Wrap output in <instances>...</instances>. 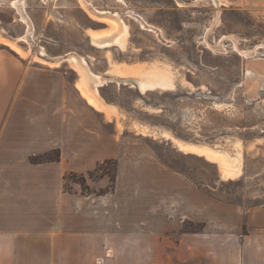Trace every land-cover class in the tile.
<instances>
[{"label": "rangeland", "instance_id": "374dc122", "mask_svg": "<svg viewBox=\"0 0 264 264\" xmlns=\"http://www.w3.org/2000/svg\"><path fill=\"white\" fill-rule=\"evenodd\" d=\"M17 1L0 0V39L17 43L30 60L83 56L103 71L105 53L108 63L145 62L153 66L148 71L164 69L172 79L173 87L145 94L127 79L105 87V98L118 103L127 124L143 133L125 129L122 135L130 141L123 146L135 153L147 149L153 157L147 162L138 156L110 158L87 173L67 171L62 191L100 197L113 192L118 176L138 186L143 178L153 181V174L143 171L154 161L195 186L186 201H211L208 212L197 206L189 213L181 206V191L180 208L152 213L145 227L139 222L143 191H126L130 218L116 222L110 237L67 226L68 246L84 242L89 247L69 253L68 264L237 263L239 255L208 252L201 245L210 240L206 233L222 230L215 216L225 212V205L264 211V0H256V6H243L241 0H220L219 6L212 0ZM83 1L126 24L124 47H94L85 28L113 25L104 15L91 17ZM40 158L36 163L59 160L56 151L35 157ZM223 162L240 168V174L227 176ZM205 220L210 221L206 230ZM211 224L217 226L208 232Z\"/></svg>", "mask_w": 264, "mask_h": 264}, {"label": "crops", "instance_id": "0c3cea01", "mask_svg": "<svg viewBox=\"0 0 264 264\" xmlns=\"http://www.w3.org/2000/svg\"><path fill=\"white\" fill-rule=\"evenodd\" d=\"M241 4L256 6V0H241ZM85 31L89 39V31L105 40L115 36L110 25L87 26ZM5 41L15 44L0 39V264H68L69 253L88 252L89 247L84 242L68 246L67 226L81 228L93 237H110L116 222L130 218L132 205L123 196L126 191H143L139 222L145 227L154 213H164L165 206L179 209L181 191L183 210L194 213L197 206H203V211L210 207L211 201H186L185 195L195 191V186L154 161L150 170L143 171L146 176L152 173L153 181L143 178L137 186L118 176L113 192L100 197L64 193L62 181L67 171L87 173L110 158L138 156L147 162L153 157L147 149L135 153L123 146L130 141L122 135L125 129L138 136L143 133L128 125L122 107L103 94L109 83L125 79L145 94L148 91L141 92L138 82L153 66L119 60L108 63L105 53L103 71L94 70L83 56L37 61L40 64L25 57L26 52L20 56ZM53 151L59 160L31 162ZM119 194L121 198L116 199ZM223 208L225 212L215 216L220 218L217 222L222 223V230L209 232L217 226L211 224L206 233L210 240L201 246L208 247V252L239 255L237 263L229 259V264H264V211H244L231 205ZM209 222L205 220V230Z\"/></svg>", "mask_w": 264, "mask_h": 264}, {"label": "bare ground", "instance_id": "6f19581e", "mask_svg": "<svg viewBox=\"0 0 264 264\" xmlns=\"http://www.w3.org/2000/svg\"><path fill=\"white\" fill-rule=\"evenodd\" d=\"M21 2H22V0H19V3H21ZM212 2L214 4H216V6L220 5V0H212ZM17 3H18V1H17ZM181 3H179V4H181ZM83 4H84L83 6L86 9V12L91 17L95 18V17H97V14L104 15L105 19H108L109 21H111V23L113 25V29L115 28L114 29L115 30V36L110 40H105L101 34L97 35V34H94L93 32H90L91 43H93L94 45H96L98 47H103V48L110 46L111 44H115L116 46H119V47H124L125 42H126V38L128 36V30H127L126 24L119 17H117L115 14H112V13L107 12V11H100L97 9H92V8L88 7V5L84 1H83ZM16 7H18V6H16ZM21 9H22V7H21ZM22 19H24V18H22ZM26 19H25V21H27ZM27 24H28V32H30L32 27L29 23H27ZM5 42L7 44H9L17 53H19L22 56H25L26 53L23 50H21L16 45V43L14 44V43H11L8 41H5ZM39 60L42 62H45V60H42V58L41 59L39 58ZM75 60L76 59H74V61ZM75 65H76V63H75ZM143 76H144V78L138 82V86H139V89L141 92L153 90V89H161V88L167 89V88L173 87L171 76L169 75L167 70L158 69L156 71H147L146 73H144ZM83 93L87 97L89 102L96 105V103L93 99H91L84 91H83ZM204 154H205V152H204ZM210 155L211 154L208 152L205 154V156H207V157H210ZM223 170L227 176H234L235 177V176H238L240 174V168L229 166L224 162H223Z\"/></svg>", "mask_w": 264, "mask_h": 264}, {"label": "trees", "instance_id": "16d2710c", "mask_svg": "<svg viewBox=\"0 0 264 264\" xmlns=\"http://www.w3.org/2000/svg\"><path fill=\"white\" fill-rule=\"evenodd\" d=\"M41 159H42V158H40L39 160H37V159H35V158H32V159H31V162H33V163L41 162V161H40ZM47 160H50V159H47ZM56 160H58V159H56Z\"/></svg>", "mask_w": 264, "mask_h": 264}]
</instances>
